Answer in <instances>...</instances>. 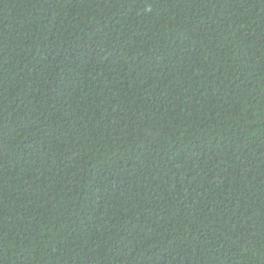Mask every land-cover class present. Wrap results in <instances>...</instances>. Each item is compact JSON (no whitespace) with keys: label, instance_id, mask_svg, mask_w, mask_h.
Listing matches in <instances>:
<instances>
[{"label":"trees","instance_id":"obj_1","mask_svg":"<svg viewBox=\"0 0 264 264\" xmlns=\"http://www.w3.org/2000/svg\"><path fill=\"white\" fill-rule=\"evenodd\" d=\"M0 264H264V0H0Z\"/></svg>","mask_w":264,"mask_h":264}]
</instances>
